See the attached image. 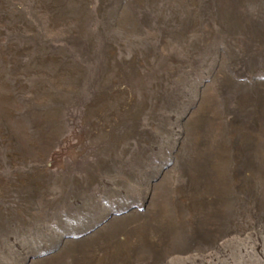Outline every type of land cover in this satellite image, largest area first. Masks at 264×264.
Listing matches in <instances>:
<instances>
[{
  "label": "rangeland",
  "instance_id": "374dc122",
  "mask_svg": "<svg viewBox=\"0 0 264 264\" xmlns=\"http://www.w3.org/2000/svg\"><path fill=\"white\" fill-rule=\"evenodd\" d=\"M0 264H264V0H0Z\"/></svg>",
  "mask_w": 264,
  "mask_h": 264
}]
</instances>
